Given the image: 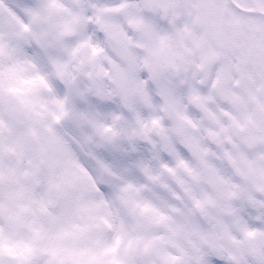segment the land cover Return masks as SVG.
<instances>
[{
	"label": "snow or ice",
	"instance_id": "1",
	"mask_svg": "<svg viewBox=\"0 0 264 264\" xmlns=\"http://www.w3.org/2000/svg\"><path fill=\"white\" fill-rule=\"evenodd\" d=\"M0 264H264V0H0Z\"/></svg>",
	"mask_w": 264,
	"mask_h": 264
}]
</instances>
